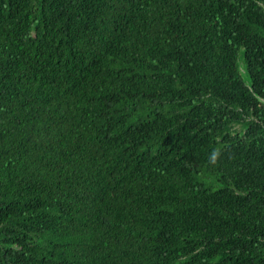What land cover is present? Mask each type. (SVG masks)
I'll use <instances>...</instances> for the list:
<instances>
[{"label": "trees", "instance_id": "16d2710c", "mask_svg": "<svg viewBox=\"0 0 264 264\" xmlns=\"http://www.w3.org/2000/svg\"><path fill=\"white\" fill-rule=\"evenodd\" d=\"M0 264H264V0H0Z\"/></svg>", "mask_w": 264, "mask_h": 264}]
</instances>
